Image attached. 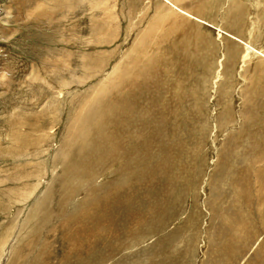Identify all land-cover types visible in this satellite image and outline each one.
<instances>
[{
    "label": "rangeland",
    "instance_id": "1",
    "mask_svg": "<svg viewBox=\"0 0 264 264\" xmlns=\"http://www.w3.org/2000/svg\"><path fill=\"white\" fill-rule=\"evenodd\" d=\"M245 42L264 0H0V264H264Z\"/></svg>",
    "mask_w": 264,
    "mask_h": 264
},
{
    "label": "bare ground",
    "instance_id": "2",
    "mask_svg": "<svg viewBox=\"0 0 264 264\" xmlns=\"http://www.w3.org/2000/svg\"><path fill=\"white\" fill-rule=\"evenodd\" d=\"M182 13H183V15H186V16H188V17H190V15H188L187 14V12L185 13V12H183L182 11ZM193 16V15H192ZM191 18V17H190ZM192 18H194L195 19V17H192ZM197 18V17H196ZM198 21H201V20H199V19H196L195 20V22H198ZM203 22V21H202ZM219 30H220V32H224L222 29H220V28H218ZM166 35V34H165ZM231 35V34H230ZM245 45H246V48H245V53H244V55L242 56V59H243V61H244V59H247V58H249L250 57V51H249V49L250 48H252L253 50H254V52H258L259 53V56L261 57V58H263L264 59V54L262 53V52H260V51H258V50H256V49H254L253 47H251L250 45H248V43H246L245 42ZM165 74V73H164ZM170 84H168V83H164L163 85H162V91L164 92V94L166 95L167 93H168V91L170 90ZM252 114V113H251ZM264 116V115H263ZM257 119H258V117H257ZM261 119V118H260ZM261 123V124H260ZM250 124V123H249ZM253 124H255V126L257 127V125L258 126H261V127H259L258 129L256 128V130H257V132L258 133H263L264 134V120L262 121V122H257V125H256V123H254L253 122ZM263 125V126H262ZM243 129H240L239 130V132H237V134L236 135H238L239 133H243L244 131H245V127L243 126L242 127ZM251 128V127H250ZM255 128V127H254ZM252 129V128H251ZM252 131V130H251ZM235 138V137H234ZM236 143V141H235V139H233V140H229L228 142H226V144H225V146H224V149H223V152L222 153H224L225 154V152H226V155H229V153H230V148H231V146L232 145H234ZM227 157V156H226ZM235 166V165H234ZM238 167V166H237ZM232 169V168H231ZM245 169V168H244ZM233 173V175H232V178L231 179H233L232 181L234 182L235 181V183L236 182H240V181H242L241 180V178H240V171H239V168H236V169H234V171H232ZM260 180V179H259ZM253 185V184H252ZM262 185V184H261ZM264 187V186H263ZM257 192V191H256ZM237 194V193H236ZM256 195H257V193H256ZM225 196V195H224ZM223 196V197H224ZM220 197V196H219ZM233 197H234V195H233ZM243 197V196H242ZM264 197V196H263ZM232 198V197H231ZM260 199V200H259ZM259 201H261V197H259ZM231 200V199H230ZM235 200H236V202L237 203H239V201L241 202V200H242V198H241V193H239V194H237L236 195V197H235ZM255 201V200H254ZM232 202H234L233 200H232ZM258 203V202H257ZM231 204V203H230ZM259 204H261V203H259ZM236 207V206H235ZM256 207V206H255ZM261 207V206H260ZM234 208V207H233ZM233 210V209H232ZM235 211V210H234ZM233 212V211H232ZM229 215V214H228ZM233 216V215H232ZM228 217V216H227ZM261 217V216H260ZM264 217V216H263ZM236 218V217H235ZM262 218V217H261ZM231 219V218H230ZM261 228H262V231H264V220H262V223H261ZM261 230V229H260ZM259 256V255H258ZM260 258V257H259ZM256 261V260H255ZM257 262V261H256ZM263 264V263H262Z\"/></svg>",
    "mask_w": 264,
    "mask_h": 264
}]
</instances>
